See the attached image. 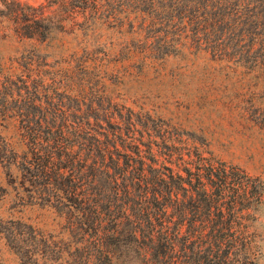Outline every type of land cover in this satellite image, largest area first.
I'll return each mask as SVG.
<instances>
[{
  "label": "rangeland",
  "instance_id": "1",
  "mask_svg": "<svg viewBox=\"0 0 264 264\" xmlns=\"http://www.w3.org/2000/svg\"><path fill=\"white\" fill-rule=\"evenodd\" d=\"M124 157L248 183L229 255L264 264V0H0V264H139L69 197Z\"/></svg>",
  "mask_w": 264,
  "mask_h": 264
},
{
  "label": "trees",
  "instance_id": "2",
  "mask_svg": "<svg viewBox=\"0 0 264 264\" xmlns=\"http://www.w3.org/2000/svg\"><path fill=\"white\" fill-rule=\"evenodd\" d=\"M136 161L133 170L128 158H112L113 174L102 182L85 176L80 191L69 196L97 243L128 237L125 246L139 264H242L237 254H229L242 245L234 238L240 235L236 219L245 208L242 201L256 190L245 181L232 182L221 164L204 162L181 174L170 165L163 171L156 158ZM97 182L98 191L88 190ZM117 248L113 241L105 244L108 264H125L126 255Z\"/></svg>",
  "mask_w": 264,
  "mask_h": 264
}]
</instances>
